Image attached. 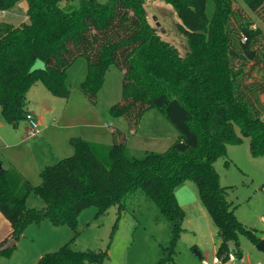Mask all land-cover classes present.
Segmentation results:
<instances>
[{
  "label": "trees",
  "instance_id": "16d2710c",
  "mask_svg": "<svg viewBox=\"0 0 264 264\" xmlns=\"http://www.w3.org/2000/svg\"><path fill=\"white\" fill-rule=\"evenodd\" d=\"M18 1L0 0V9ZM26 1L28 21H0V112L5 120L18 126L26 119L28 93L38 80L54 95L68 97L67 69L83 55L88 72L80 88L92 103L107 70L116 66L123 71V90L110 108L112 115L124 117L134 132L144 113L157 108L179 135L167 150H147L142 156L131 154L128 134L118 127L112 129L111 144L72 137L74 153L46 165L38 185L15 167L1 166L0 211L12 226L9 238L17 242L31 223L45 218L76 229L80 213L90 206L102 214L117 205L121 213L125 201L142 190L170 224L169 245L159 264H176L185 219L176 188L191 179L217 227L218 255L225 258L234 241L241 256L240 234L257 244L258 231L236 215L238 205L230 199L236 188L222 185L215 167L227 145L245 137L251 154L264 157L263 32L244 8L235 0H214L209 16L208 0H164L188 36L189 50L181 55L150 23L147 0ZM243 2L264 15V0ZM38 58L45 67L33 69ZM31 193L44 198L45 206H28ZM74 238L36 264H104L109 258L107 249L76 250Z\"/></svg>",
  "mask_w": 264,
  "mask_h": 264
},
{
  "label": "rangeland",
  "instance_id": "374dc122",
  "mask_svg": "<svg viewBox=\"0 0 264 264\" xmlns=\"http://www.w3.org/2000/svg\"><path fill=\"white\" fill-rule=\"evenodd\" d=\"M70 1L63 0L62 4ZM235 1L244 8L254 26L262 30L260 42H264V15L249 10L243 0ZM145 6L154 28L175 45L181 55H186L190 47L188 36L180 29V19L173 6L164 0H147ZM207 12L212 16L214 0H208ZM0 21L14 25L28 21L27 1L19 0L9 10L0 9ZM260 45L264 47V43ZM44 67L45 62L40 58L33 65V69ZM87 72L88 62L83 55L68 67L67 84L71 90L68 97L54 95L41 80L31 87L27 107L39 117V131L34 134L27 118L14 126L0 112V164L3 168L15 167L32 184L38 185L46 165L74 153L72 137L107 141L112 136L109 123L125 129L128 147L135 156H142L147 150L162 152L174 143L176 139L170 128L177 134L178 131L157 108L144 113L134 132L129 131L124 117L112 115L111 106L122 99L123 72L120 68L112 66L107 70L96 103H92L80 88ZM215 167L221 184L236 188L230 198L238 205L237 217L245 226L257 228L264 239V157L251 154L250 139L245 137L241 143H229L226 156L220 157ZM176 195L185 210L184 232L177 244V264H200L203 260L195 245L211 259L220 242L217 227L193 180L181 183ZM27 204L41 208L46 202L31 193ZM73 237L72 245L76 250L107 249L109 258L104 264H159L163 248L169 245L170 224L155 202L139 190L125 201L121 213L117 205L102 214H98L96 206L84 209L76 229L67 223L54 225L49 218L39 224L31 223L11 252L3 255L1 264H36L43 253L56 251ZM240 247L241 257H245L242 264L264 263V253L245 234H240Z\"/></svg>",
  "mask_w": 264,
  "mask_h": 264
},
{
  "label": "crops",
  "instance_id": "0c3cea01",
  "mask_svg": "<svg viewBox=\"0 0 264 264\" xmlns=\"http://www.w3.org/2000/svg\"><path fill=\"white\" fill-rule=\"evenodd\" d=\"M123 72V71H122ZM29 112L30 113H32L33 115H34V117L36 118V120L38 121L39 120V117H38V115L36 114V112L34 111V110H31V109H29ZM39 122V121H38ZM109 126H110V131H111V133H112V129H113V127L115 126V124H113V123H109ZM122 130H124L125 131V129H123V128H121ZM172 131V134H173V138L174 139H177L178 138V135H179V132H178V134L174 131L173 132V128L171 129L170 128V132ZM98 142H100V141H98ZM102 143H106V144H111L112 143V136H111V139H108L107 141H104V142H102ZM25 176V175H24ZM29 198V197H28ZM231 199V198H230ZM178 200H179V202H180V198L178 197ZM28 201V200H27ZM234 201V200H233ZM235 202V201H234ZM45 206V205H44ZM237 209V208H236ZM239 219V218H238ZM240 220V219H239ZM241 221V220H240ZM242 222V221H241ZM243 223V222H242ZM249 228V227H248ZM253 229H256L257 231H258V235L260 236V238L262 239V236H261V234H260V231L257 229V228H253ZM11 231H12V226H11V224H10V221L3 215V213L0 211V245L1 244H4V242L7 240V239H9V237H10V233H11ZM183 234V233H182ZM220 243V242H219ZM196 247H198V250H199V252H200V254H201V259L203 260V258L204 257H208L207 256V254H205L203 251H202V249H201V247H199L198 245H195ZM218 247H219V244H218ZM218 247H217V249H216V252H217V250H218ZM240 249H241V247H240ZM39 250L40 249H38V251H37V254H38V257L40 256V253H39ZM242 251V250H241ZM43 254H45V253H43ZM42 254V255H43ZM41 255V256H42ZM40 256V257H41ZM242 256V255H241ZM241 256H239V257H241ZM2 257H3V255H0V264L1 263H3V260H2ZM39 257V258H40ZM242 258V257H241ZM243 262H245V257L244 258H242V262H241V264L243 263ZM259 262V261H258ZM262 262V261H261ZM176 264H177V261H176ZM200 264H204L203 262L201 263L200 262Z\"/></svg>",
  "mask_w": 264,
  "mask_h": 264
},
{
  "label": "built area",
  "instance_id": "2783aa9c",
  "mask_svg": "<svg viewBox=\"0 0 264 264\" xmlns=\"http://www.w3.org/2000/svg\"><path fill=\"white\" fill-rule=\"evenodd\" d=\"M26 118L31 124V133L34 134L35 132H38L39 122L36 120L34 115L29 112ZM203 262L204 264H241L242 258L239 257L234 250H230V252H228L225 256V258L216 253L211 259H209L208 257H204ZM257 264L264 263L259 261Z\"/></svg>",
  "mask_w": 264,
  "mask_h": 264
},
{
  "label": "water",
  "instance_id": "95a60500",
  "mask_svg": "<svg viewBox=\"0 0 264 264\" xmlns=\"http://www.w3.org/2000/svg\"><path fill=\"white\" fill-rule=\"evenodd\" d=\"M252 56H253V55H250V57H252ZM1 166H2V164H0V167H1ZM15 245H16V241H15L14 239H12V238H9V239H7V240L4 242V244H2V245L0 246V252H2V251H6V250H9V249L15 247ZM228 246H229V249H230V250H234V251L237 250V246H236V243H235L234 241H230V242L228 243ZM256 247H257L260 251H262V252L264 253V239H261V240L256 244Z\"/></svg>",
  "mask_w": 264,
  "mask_h": 264
}]
</instances>
